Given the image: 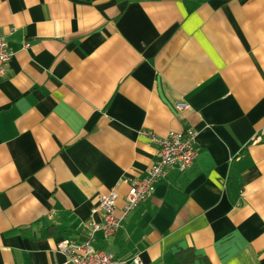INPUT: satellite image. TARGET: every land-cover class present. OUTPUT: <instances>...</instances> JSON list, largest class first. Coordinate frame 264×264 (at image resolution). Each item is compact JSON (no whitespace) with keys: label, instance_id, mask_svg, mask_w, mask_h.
<instances>
[{"label":"crops","instance_id":"0c3cea01","mask_svg":"<svg viewBox=\"0 0 264 264\" xmlns=\"http://www.w3.org/2000/svg\"><path fill=\"white\" fill-rule=\"evenodd\" d=\"M0 34V264H62L100 196L122 213L124 180L156 160L149 135L188 130L193 167L94 246L264 264V0H0Z\"/></svg>","mask_w":264,"mask_h":264},{"label":"built area","instance_id":"2783aa9c","mask_svg":"<svg viewBox=\"0 0 264 264\" xmlns=\"http://www.w3.org/2000/svg\"><path fill=\"white\" fill-rule=\"evenodd\" d=\"M11 58V52L3 35L0 34V77L6 74V67ZM185 109V105H179ZM264 134V128L261 135ZM149 139L156 145V160L144 177L125 179L127 193L124 198L123 211L116 213L115 202L117 193L111 191L99 197L93 212L99 213L101 221H89L85 226V236L80 242L61 239L57 248L64 257L62 264H141L138 259L119 260L114 254L94 246L96 234L103 240L113 237L120 229L125 217L138 205L145 202L152 194L154 185L166 175L167 169H174L179 173L189 171L197 158L195 133L169 132L166 136L149 135ZM261 136L255 138L260 141Z\"/></svg>","mask_w":264,"mask_h":264},{"label":"trees","instance_id":"16d2710c","mask_svg":"<svg viewBox=\"0 0 264 264\" xmlns=\"http://www.w3.org/2000/svg\"><path fill=\"white\" fill-rule=\"evenodd\" d=\"M189 256H188V258H189ZM188 258H186V256H185L184 260H179V263L178 264H180V262H183L184 263V261L190 260V258L189 259Z\"/></svg>","mask_w":264,"mask_h":264}]
</instances>
